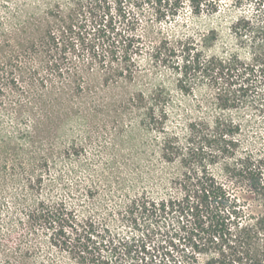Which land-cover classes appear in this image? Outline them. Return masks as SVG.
<instances>
[{
    "label": "trees",
    "instance_id": "16d2710c",
    "mask_svg": "<svg viewBox=\"0 0 264 264\" xmlns=\"http://www.w3.org/2000/svg\"><path fill=\"white\" fill-rule=\"evenodd\" d=\"M222 1L189 0L197 13L217 12ZM250 1L264 4V0ZM182 3L55 0L42 10L43 20L12 26L21 34L11 37L13 54L0 57V86L8 85L11 67L22 75V79L20 75L11 79L24 82V92L35 79L61 78V88L68 89L92 80L115 83L132 78L140 66L137 56L143 53L155 66L167 64L173 54L180 53L184 75L186 69L199 71L213 82V98L222 114L212 124L203 119L187 123L188 147L181 153L184 171L169 181L167 195L120 199L104 206V212L78 213L62 198L25 205L15 227L0 233V264H264V153H247L229 164L227 181L207 168L202 154L203 149L235 153L233 134L240 124L225 111L248 101L264 114V27L253 31L249 59L240 58L237 47L201 59L203 47L191 36L146 43L147 35L139 30L138 10L147 4L159 16L171 11L175 15ZM251 28L244 18L233 26L240 37ZM35 67L47 76L36 77ZM28 73L31 76L26 77ZM259 83L262 92L257 90ZM64 95L72 96L64 90L58 94ZM145 114L162 127L168 111L160 94L152 95ZM178 150L166 138L162 156L174 160ZM6 158L0 157L1 162ZM44 235L49 249L45 254L41 253Z\"/></svg>",
    "mask_w": 264,
    "mask_h": 264
},
{
    "label": "rangeland",
    "instance_id": "374dc122",
    "mask_svg": "<svg viewBox=\"0 0 264 264\" xmlns=\"http://www.w3.org/2000/svg\"><path fill=\"white\" fill-rule=\"evenodd\" d=\"M182 2L175 15L171 11L159 16L147 4L138 10L139 30L147 35L146 43L191 36L203 47L201 59L232 47H237L240 58L249 59L253 31L264 27V4L223 0L217 12L197 13L189 0ZM54 4L55 0H0V57L13 54L11 37L21 34L13 25L43 20L42 10ZM242 18L252 28L240 37L233 26ZM137 60L140 66L129 80H92L68 89L61 88V78L50 75V81L28 82L29 95L23 91L24 82L11 79L20 75L11 67L8 85L0 86V157H7V162L0 159V233L15 227L25 205L41 200L62 198L82 213L104 212V206L137 195H167L169 181L184 171L181 153L188 147L187 123L203 119L212 124L222 111L213 98V82L199 71L186 69L184 75L180 53L165 65H153L148 53ZM35 68L36 77L47 76ZM2 76L0 67V82ZM262 88L259 83L257 90L262 92ZM62 90L72 96H58ZM155 93L168 111L162 127L152 124L145 114ZM225 114L240 124L233 134L235 153L215 154L210 149L202 153L207 168L222 181H227L229 164L247 153H264V114L248 101ZM166 138L179 147V156L171 161L162 156ZM43 239L41 253H49L45 235ZM50 253L59 257L56 251Z\"/></svg>",
    "mask_w": 264,
    "mask_h": 264
}]
</instances>
